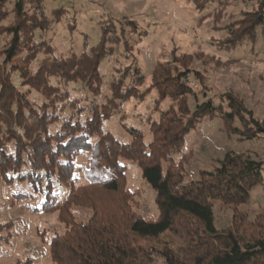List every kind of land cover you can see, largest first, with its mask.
I'll list each match as a JSON object with an SVG mask.
<instances>
[{
    "label": "trees",
    "instance_id": "obj_1",
    "mask_svg": "<svg viewBox=\"0 0 264 264\" xmlns=\"http://www.w3.org/2000/svg\"><path fill=\"white\" fill-rule=\"evenodd\" d=\"M192 1L200 12L216 2L220 6L238 1L255 3V9L245 12L229 29L227 49L256 39H261L264 45V0ZM45 4L46 0H0V35L8 36L0 48V124L6 126L7 142L13 141L15 149L7 151L0 140V174L8 183L28 181L35 192L45 190L40 210L59 211L67 229L51 241V264H153L155 256L165 264H264L262 232L258 238L256 234L246 237L232 230L220 233L214 215L217 202L227 206L245 205L252 190L260 185L264 193L261 161L227 153L214 171L201 173L199 181L185 186L179 181L180 173L173 168L164 169V163H173L172 153L182 149L186 135L206 116L220 117L230 127L234 122L243 126L252 123L255 127L246 128L253 131L247 139L257 138L264 128L252 119V112L231 95L227 96L228 110L211 100L197 104L192 110L189 99L195 93L189 83L191 73L178 71L170 63L159 64L152 75L153 87L161 100H175L177 111L171 110L160 122L151 125L153 142L146 145L142 134L132 128L129 133L134 139L129 144L102 137L103 123L122 104L142 98L139 87L145 82L143 72L135 66L126 77L115 78L109 85L111 96L104 97L101 103L100 66L113 53L112 43H124L126 50L124 31L120 37L115 28L112 32L103 28L96 46L82 55L60 59L53 56L47 43L41 46L35 40L36 32H45L53 21H58L59 9L48 14ZM127 24L132 32H138L135 21L129 20ZM43 52L46 56L39 62L41 65L35 73L30 72L29 65ZM15 75L22 87L41 93L52 106L45 103L36 108L30 104L14 83ZM129 77L131 85H126ZM53 79L65 84L81 83L98 96L97 102L85 100L86 105L81 107L74 101L60 108L59 113L57 109L50 112L58 102L64 101L63 90L53 84ZM61 111L63 119L59 116ZM56 123L62 124L61 130L52 133L50 126ZM237 132L234 129V134ZM95 137L99 140L93 143ZM83 153L91 155L85 173L88 183L75 188L74 159ZM120 159L138 164L142 178L156 192L159 210L156 220L144 219L133 211L132 197L126 189L125 167ZM27 163L30 169L24 174ZM56 182L72 186L63 201L53 194ZM21 196L24 195H16ZM79 205L92 212L82 222L72 215V207ZM166 233L182 242L186 252H178L162 241ZM147 241L154 244L147 248L143 245ZM18 264L35 263L27 258Z\"/></svg>",
    "mask_w": 264,
    "mask_h": 264
},
{
    "label": "rangeland",
    "instance_id": "obj_2",
    "mask_svg": "<svg viewBox=\"0 0 264 264\" xmlns=\"http://www.w3.org/2000/svg\"><path fill=\"white\" fill-rule=\"evenodd\" d=\"M45 5L48 14L59 9L58 21H53L49 30L36 32L35 40L41 46L47 43L53 56L60 59L82 55L96 46L103 28L111 32L115 28L120 37L121 31H124L123 38L128 44L126 50L124 43H112L113 53L100 66L103 79L101 103H104V97L111 96L109 85L115 78L126 77L135 66L143 72L145 82L139 87L142 98H132L122 104L118 112L103 123L102 137L129 144L134 139L129 133L132 128L142 134L146 145L153 142L151 125L160 122L162 116L171 110L177 111V102L170 98L161 100L153 87V72L159 64L167 63L177 67L178 71L191 73L189 83L195 93L189 99L192 110L208 100L228 110L227 96L231 95L252 112V119L264 128L263 42L261 39L244 41L231 50L227 49L229 29L245 12L254 10L255 3L238 1L220 6L216 2L202 12L196 10L192 0H46ZM129 20L137 23L138 32H132L127 24ZM7 38L0 35V48ZM45 56L44 52L40 54L39 59L29 65V71L35 73ZM52 82L63 90L61 96L64 98L61 99L64 101L58 102L50 112L57 109L59 113L60 108L74 101L81 107L86 105L85 100L97 102L98 96L86 90L81 83L65 84L56 79ZM131 82L129 77L125 84L131 85ZM14 83L36 108L45 103L52 106L41 93L22 87L18 75L14 76ZM59 116L65 118L62 111ZM61 125H51L50 131H60ZM247 127L255 126L234 122L230 127L220 117L206 116L186 135L182 149L172 153L173 163H164V169L173 168L178 175L180 173L179 181H183L184 186L199 181L201 173L214 171L227 153L261 161L264 169V133L248 140L253 131ZM6 129L0 124V140L7 151L13 152L14 142H7ZM234 129L238 130V134H234ZM98 140L99 137H95L93 143ZM90 157V153L75 157L73 187L88 183L85 173L89 169ZM119 162L125 167L126 189L132 197L133 211L144 219L156 220L159 217L156 192L142 178L141 168L127 159H120ZM29 169L27 163L22 173L27 174ZM71 189L72 186H63L58 182L53 184V194L59 201L65 200ZM262 191L261 185L255 187L245 205L215 203L217 230L220 233L232 230L246 237L256 234L257 238L259 232L264 234ZM18 194L24 196L16 197ZM45 196V190L35 192L28 181L8 183L0 174V264H18L27 258L35 264H51V241L54 236L63 234L67 226L60 220L59 211L45 213L40 210ZM72 208L77 222L89 219L92 214L80 205ZM161 240L178 252H186V246L171 233L164 234ZM152 244L148 241L143 243L147 248ZM153 264L165 263L155 256Z\"/></svg>",
    "mask_w": 264,
    "mask_h": 264
}]
</instances>
